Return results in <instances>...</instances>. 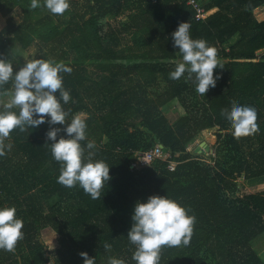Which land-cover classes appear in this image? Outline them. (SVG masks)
I'll use <instances>...</instances> for the list:
<instances>
[{"label":"trees","instance_id":"obj_1","mask_svg":"<svg viewBox=\"0 0 264 264\" xmlns=\"http://www.w3.org/2000/svg\"><path fill=\"white\" fill-rule=\"evenodd\" d=\"M197 2L209 13L202 20L186 0H69L63 15L52 14L44 0L35 9L31 0H0V58H9L14 45L26 49L36 42V59L72 68L61 73L70 90V101L61 99L71 110L69 121L50 125L46 117L39 127L17 128L5 140L12 147L0 156V208L16 207L24 237L14 252L0 250V264H84L81 252L96 264L109 258L137 264L127 235L136 203L151 195L176 200L196 218L190 243L162 247L159 264H264L254 248L264 236V18L254 11L264 0ZM14 8L18 23L7 17ZM181 22L191 24L193 39L217 49L225 67L214 69L221 78L205 96L196 91L194 76L187 82V73L170 78L183 62L172 40ZM231 100L257 109L259 132L234 137L221 115L231 110ZM175 102L183 113L171 123L162 109ZM77 114L87 125L80 142L85 155L92 141L95 159L109 165L110 179L97 200L78 184L57 182L61 163L46 137L55 127L61 129L57 139L67 138L63 129ZM203 135L215 137L213 153L189 151ZM157 145L170 154L167 161L131 168L137 152ZM43 229L58 234L53 251L45 249Z\"/></svg>","mask_w":264,"mask_h":264},{"label":"clouds","instance_id":"obj_2","mask_svg":"<svg viewBox=\"0 0 264 264\" xmlns=\"http://www.w3.org/2000/svg\"><path fill=\"white\" fill-rule=\"evenodd\" d=\"M39 0H31L30 7H40ZM52 14L63 15L69 9V0H44ZM191 24L181 22L172 33L173 47L179 48L183 62H177L170 73L173 80L180 79L187 73V80L193 76L196 91L205 96L210 87L216 86L219 74L214 76V69L225 68L218 59L217 49L204 39H193L190 34ZM72 68L63 61L55 59H33L26 61L18 71L13 70V60L0 58V89H4L10 80L14 81L11 91H0V97H10L7 102L0 100L3 110L0 111V156L11 150V144H5L10 133L19 128L21 132L28 127H39L47 122L50 125H64L68 120L70 109L65 110L61 104H67L70 90H65L61 73H71ZM59 93V95H57ZM231 110L224 108L221 115L231 124L235 138L253 135L259 132L257 109L254 106L240 105L230 101ZM14 109H18L17 111ZM85 119L77 114L63 129L67 138L57 139L60 128H50L46 133L47 140L52 141L53 158L61 163L57 182L73 188L77 184L94 200L101 198V190L110 179L109 165L103 160L95 159V148L92 141L87 143V155L81 141L86 139ZM15 206L0 208V250L14 252L18 241L22 240L23 220L16 215ZM133 224L128 231L129 241L135 245L132 259L137 264H159L162 247L187 246L190 243L195 224V216L176 200L167 196L151 195L147 202H137L132 216ZM105 250L110 244L103 245ZM84 264H96L95 257L87 252L79 254ZM108 264H126L123 259L109 258Z\"/></svg>","mask_w":264,"mask_h":264},{"label":"rangeland","instance_id":"obj_3","mask_svg":"<svg viewBox=\"0 0 264 264\" xmlns=\"http://www.w3.org/2000/svg\"><path fill=\"white\" fill-rule=\"evenodd\" d=\"M213 11H214V9H213ZM263 12H264V6H262V8L259 7L258 9H256L254 11L256 17L259 20H262L264 18ZM7 17H11V19L14 23H18L20 21L19 9L18 8L12 9V11L8 13ZM121 19L123 21H125L126 16H122ZM40 47H41L40 44H38L36 42L33 43L30 47H28L26 49H21L16 45L12 46L11 47L12 54L10 55L9 59L13 60V68L17 67L19 64H25L26 61H31L33 59H36V57L40 54ZM14 49L17 50V52L14 51ZM261 52H263V51H261ZM9 99H10V97H5L2 101L7 102ZM162 111H163V114L168 117V119L170 120L171 123H173L175 121V119L181 113H183V110L178 106V104L176 102L167 105L166 107H164L162 109ZM204 142H206L210 146L211 153H213L212 145L215 143V137L212 135H207V136L203 135V136L195 139L189 145L188 150L194 153V150ZM170 164H171L170 165L171 169H174L176 163L172 162ZM240 182L243 183L244 178H241ZM40 234H41V239H42L43 243L45 244V246L47 247L48 251H53L55 248H57L59 246L58 234L56 232H54L53 229L52 230L51 229H43ZM254 248L258 251V253L261 256L262 261L264 262V236L256 240V242L254 244ZM48 264H54V262L51 260V261H49Z\"/></svg>","mask_w":264,"mask_h":264},{"label":"built area","instance_id":"obj_4","mask_svg":"<svg viewBox=\"0 0 264 264\" xmlns=\"http://www.w3.org/2000/svg\"><path fill=\"white\" fill-rule=\"evenodd\" d=\"M186 3L195 11L196 20H202L209 15V13L205 11L197 0H186ZM136 157L137 159L131 163V168L139 169L146 167V165L151 164L156 160L167 161L170 158V154L164 151V147L162 145H157L154 149L148 152H137Z\"/></svg>","mask_w":264,"mask_h":264},{"label":"water","instance_id":"obj_5","mask_svg":"<svg viewBox=\"0 0 264 264\" xmlns=\"http://www.w3.org/2000/svg\"><path fill=\"white\" fill-rule=\"evenodd\" d=\"M194 153L199 155H209L211 153L210 146L206 142H204L194 150ZM45 249H47V247H45ZM46 254H48L47 251Z\"/></svg>","mask_w":264,"mask_h":264},{"label":"crops","instance_id":"obj_6","mask_svg":"<svg viewBox=\"0 0 264 264\" xmlns=\"http://www.w3.org/2000/svg\"><path fill=\"white\" fill-rule=\"evenodd\" d=\"M258 8H259V7H258ZM260 8H262V7H260ZM263 13H264V12H263ZM263 13H262V14H263Z\"/></svg>","mask_w":264,"mask_h":264}]
</instances>
